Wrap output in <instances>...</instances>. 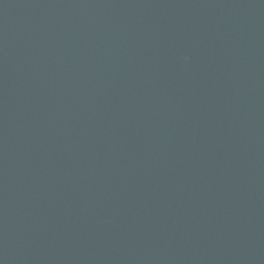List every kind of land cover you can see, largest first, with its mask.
<instances>
[{"label": "water", "instance_id": "water-1", "mask_svg": "<svg viewBox=\"0 0 264 264\" xmlns=\"http://www.w3.org/2000/svg\"><path fill=\"white\" fill-rule=\"evenodd\" d=\"M0 264H264V0H0Z\"/></svg>", "mask_w": 264, "mask_h": 264}]
</instances>
